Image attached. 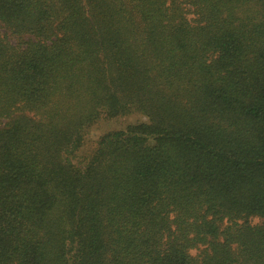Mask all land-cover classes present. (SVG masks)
Instances as JSON below:
<instances>
[{"label": "trees", "instance_id": "trees-1", "mask_svg": "<svg viewBox=\"0 0 264 264\" xmlns=\"http://www.w3.org/2000/svg\"><path fill=\"white\" fill-rule=\"evenodd\" d=\"M0 264H264V0H0Z\"/></svg>", "mask_w": 264, "mask_h": 264}, {"label": "rangeland", "instance_id": "rangeland-1", "mask_svg": "<svg viewBox=\"0 0 264 264\" xmlns=\"http://www.w3.org/2000/svg\"><path fill=\"white\" fill-rule=\"evenodd\" d=\"M135 118L134 116H129V117H123V118H118L116 120L112 121H100L98 124L92 127L91 133L101 134L103 132L117 129L124 125L125 123H128L129 121H133ZM95 136H92L91 138L87 136V141L88 143L92 141ZM253 221H259L261 222L262 220L259 219H253Z\"/></svg>", "mask_w": 264, "mask_h": 264}]
</instances>
